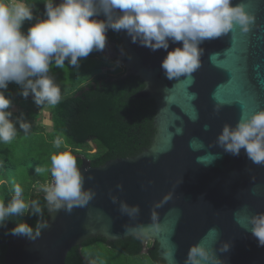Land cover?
<instances>
[{
  "label": "water",
  "instance_id": "1",
  "mask_svg": "<svg viewBox=\"0 0 264 264\" xmlns=\"http://www.w3.org/2000/svg\"><path fill=\"white\" fill-rule=\"evenodd\" d=\"M239 4L255 17L249 31L236 25L202 42L201 66L191 77L169 80L161 68L168 51L182 42L170 39L167 51L153 52L119 31L128 56L123 78H140L145 88L134 97L156 105L152 144L99 167L81 157L83 190L94 198L71 212L49 211V226L35 239L1 241L6 264H66L73 248L98 237L108 244L130 237L145 247L157 243L165 264H184L198 243L224 264H264V247L249 224L251 216L264 213V164L253 163L244 149L233 155L217 143L225 124L235 127L264 110V0H232ZM122 204L139 212H122ZM225 244L230 250L221 252Z\"/></svg>",
  "mask_w": 264,
  "mask_h": 264
},
{
  "label": "clouds",
  "instance_id": "2",
  "mask_svg": "<svg viewBox=\"0 0 264 264\" xmlns=\"http://www.w3.org/2000/svg\"><path fill=\"white\" fill-rule=\"evenodd\" d=\"M46 19L28 28L25 21L33 20L32 8L24 0H0V142L8 143L16 135V128L7 111L12 101L3 90L10 82L22 86L25 99L31 94L37 106L56 105L61 100V88L49 75L50 65H69L79 68L80 58L90 53L103 51L107 43L106 32L126 30L133 43H139L153 52L169 49V40L182 42V47L168 51L161 63L165 76L171 80L181 76L191 77L201 66L202 49L205 40L219 38L239 25L244 32L255 20L244 4L232 6V0H46ZM119 13V14H117ZM103 14L106 20L93 19ZM216 111H219L217 106ZM30 124L20 122L25 134ZM207 127V126H206ZM217 143L225 152L239 155L241 149L257 165L264 164V110L248 119L242 118L235 127L225 124L217 137ZM61 147V140L54 142ZM51 167L36 168V172L50 171L52 182L42 186L49 211L64 208L71 212L76 206L84 207L95 193L83 190V177L77 167V160L68 151L51 156ZM14 195L5 205L0 202V227L6 219L21 216L31 207L34 214L41 213L39 201L26 203L23 189L14 186ZM115 200V198H113ZM122 212L135 215L139 207L121 205ZM153 221L156 215L153 213ZM250 232L264 247V213L249 218ZM48 223L38 222L35 229L27 223H16L10 230L12 235L35 239ZM142 231L144 229H141ZM159 231V226L155 225ZM134 231V230H133ZM225 244L221 252L229 251ZM169 257L173 253H167ZM184 264H224L202 244L193 245Z\"/></svg>",
  "mask_w": 264,
  "mask_h": 264
},
{
  "label": "trees",
  "instance_id": "3",
  "mask_svg": "<svg viewBox=\"0 0 264 264\" xmlns=\"http://www.w3.org/2000/svg\"><path fill=\"white\" fill-rule=\"evenodd\" d=\"M24 2L33 11V20L25 21L22 27L26 34L28 28L46 19V3L43 0ZM58 4L59 2L54 0V5ZM93 19L103 21L106 17L101 14ZM106 35L105 49L94 50L87 58L108 61V47L115 44L123 49L125 55H119L110 63L121 66L128 56L122 46L120 33L109 29ZM54 72L57 73L54 75L63 73L53 61L49 75L53 77ZM123 76L99 75L89 77L84 82L77 78L71 80L64 86L58 104L43 105L52 116L53 133L49 134V137L44 134L45 129L42 126L35 128L28 122L31 127L25 134L20 124L13 122L16 128L15 137L8 143L0 142V202L6 205L14 195V186L19 184L23 189L25 202L31 204L33 200L39 201L42 212L34 214L30 207L21 216L8 217L5 226L0 227V242L15 236L10 230L16 223H27L33 229L38 222L48 223L49 205L41 189L43 185L52 182V177L50 171L38 174L36 168L50 169V158L53 154L68 151L76 157L78 168L83 165L81 157L89 159L93 167H99L111 160L135 157L150 148L156 133L155 102L136 99L134 96L145 88V83L135 76ZM3 91L12 103H19L23 112L30 109L28 103L34 98L31 94L27 99L20 95L22 86L10 82L8 88ZM7 111L11 112V106ZM32 115L35 118L40 117L38 111H32ZM58 138L61 140L60 148L54 146ZM101 246L110 250L106 251L108 257L103 256L104 252L98 251ZM6 252L7 246L0 245V264H6ZM115 254L116 261L120 264H137L135 260L165 264L159 258L157 243L145 247L141 240L134 237L111 244L102 237L91 239L84 243L82 249L73 248L68 254L66 264H109V261H114L112 258Z\"/></svg>",
  "mask_w": 264,
  "mask_h": 264
},
{
  "label": "rangeland",
  "instance_id": "4",
  "mask_svg": "<svg viewBox=\"0 0 264 264\" xmlns=\"http://www.w3.org/2000/svg\"><path fill=\"white\" fill-rule=\"evenodd\" d=\"M56 1V0H55ZM43 2L46 3V0H43ZM112 60L103 61L101 58H80L79 64L80 67L74 68L69 65L68 61H65V65L63 67H59L63 73L59 75L56 72L53 73V78L55 79V82L60 86L61 92L63 91V88L65 85L69 84L71 80L77 78L79 81L84 82L86 79L94 78L99 75H111V76H122L126 74V70L123 66L115 65L114 63H110ZM117 69V70H116ZM28 106L30 109H26L23 112V108L19 105V103H12L11 105V112L14 113L15 116L10 117L12 122L17 121L19 124L20 122H30L32 127H38L42 126L44 127V134L46 137H49V134L53 133V123L51 121V114L48 109H45L42 106H37L34 103V100L30 101L28 103ZM32 111H38L39 116L38 118H35L32 115ZM48 183V182H47ZM154 242H150L149 244H152ZM91 251V250H90ZM98 251H102L105 254L103 256L108 257L109 254H107L106 251H110L106 249V246H101L98 248ZM89 253V252H88ZM118 255V253H116ZM115 254V257L112 258L114 261H109V264H120L116 261L117 255ZM138 262L137 264H153V263H142L140 260H135Z\"/></svg>",
  "mask_w": 264,
  "mask_h": 264
},
{
  "label": "flooded vegetation",
  "instance_id": "5",
  "mask_svg": "<svg viewBox=\"0 0 264 264\" xmlns=\"http://www.w3.org/2000/svg\"><path fill=\"white\" fill-rule=\"evenodd\" d=\"M59 2V1H58ZM60 3V2H59ZM108 57L110 59L111 55H114V59H117V57L124 56L123 49L121 47H117L115 44H113L110 48L108 47Z\"/></svg>",
  "mask_w": 264,
  "mask_h": 264
}]
</instances>
